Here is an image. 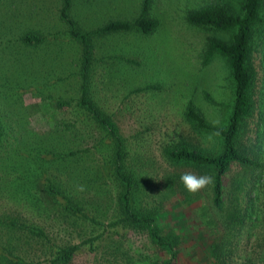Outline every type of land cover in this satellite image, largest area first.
Masks as SVG:
<instances>
[{
	"label": "rangeland",
	"instance_id": "374dc122",
	"mask_svg": "<svg viewBox=\"0 0 264 264\" xmlns=\"http://www.w3.org/2000/svg\"><path fill=\"white\" fill-rule=\"evenodd\" d=\"M26 1L27 6L14 11L9 5L0 7V114L8 126L15 128L0 149V195L6 194L0 200V211L18 210L21 198L18 187L25 177L35 173L36 190L52 183L82 204L90 216L93 210L98 211L103 226L85 227L89 238L96 237L120 215L117 198L122 188L110 176L111 171L105 169L111 154L101 144L95 149V139H82L79 133L66 130L64 122L70 121L69 115L52 118L49 113L52 120L49 129L43 120L37 123L38 102L30 92L22 93L21 101L16 96L4 95L9 87L35 80L32 65L26 74L14 62L22 55L19 45L8 43L25 27L35 26V19L26 21L35 12V9L30 12L33 0ZM80 1L76 2L74 12L82 17L86 29L118 15L131 19L136 10L130 5L132 0L128 3V0H113L111 6L103 0L99 13H94L84 10ZM163 2L164 5L158 1L154 8L155 16L163 23L160 32L145 39L128 34L98 41V56L106 57L107 61L96 68L93 88L98 104L113 116L124 138L126 171L134 174L137 181L135 207L141 212H160L158 215L167 232L179 237L177 264H264V0L260 13L263 22L255 30L251 43L257 111L247 122L239 142L243 151L254 149L259 167L252 169L257 170L253 182L239 196L236 214L243 220L241 225L228 224L226 220L235 207L231 189L228 196L231 200L226 202L229 207L220 217L212 207L207 188L191 194L181 182L183 173H197L191 168L173 165L164 156V148L180 143L212 153L220 151V139L195 131L184 114L192 101L207 123L216 127L225 125L232 107L234 84L225 59L214 57L209 65H203L206 39L211 34L189 29L181 9L175 8L178 3L174 6V0ZM240 2L230 0L231 9H238ZM41 8L47 9V6ZM102 8L106 15L100 14ZM46 15L49 19L51 13ZM121 48L133 50L137 62L134 69L118 73L110 56L118 54L116 50ZM28 124L35 132V139L31 138L32 133L28 136L23 133L22 127ZM95 136L102 138L103 133L96 132ZM32 141L35 146L29 147L27 144ZM79 148H90L91 158L88 152L71 156ZM14 164L18 165L15 170ZM170 181L175 189L170 188L173 187ZM121 232H125L124 249L138 258V264L169 259V252L153 245L147 230L128 228ZM70 239L73 244L80 240L76 235ZM103 239L96 242L99 264H126L107 255V241Z\"/></svg>",
	"mask_w": 264,
	"mask_h": 264
},
{
	"label": "trees",
	"instance_id": "16d2710c",
	"mask_svg": "<svg viewBox=\"0 0 264 264\" xmlns=\"http://www.w3.org/2000/svg\"><path fill=\"white\" fill-rule=\"evenodd\" d=\"M77 1L79 0H51L50 3L47 0H33L30 12L33 9L35 12L28 15L29 20L26 21L35 19V26L25 27L16 39H9L8 43L19 45L22 55L14 62L26 74L32 65L35 68V80L29 84L19 83L9 87L4 95L11 98L16 96L21 101L20 95L30 92L38 102V110H35L37 123L43 120V124L48 125L49 129L51 117L57 118L56 115H60L63 118L64 115H69L70 121L67 122L58 117L59 121L64 122L66 130L79 133L78 137L82 139H95V149L100 144L103 145L111 154L109 165L105 169L111 171L110 176L122 188L117 198L120 215L115 216L114 213L112 217L115 216L116 220L109 227H105L104 233L89 238L85 234V227L101 228L104 224L98 211L93 210L90 216L82 204L52 183L36 190L38 176L33 173L30 177H25L20 188L18 187V197L21 196L18 210L10 213L0 211V264H99L96 242L102 238L107 241L105 249L109 257L125 261L126 264H138V258L129 255L124 249L126 242H122L125 232L121 231L128 228L147 230L153 245L169 252L167 261L154 260L149 264H177L179 237L167 232V226H164L158 215L160 212H141L135 207L137 181L134 174L126 171L124 158L127 152L124 138L113 116L98 104L93 88L96 68L107 61L106 57L98 56V41L128 34L145 39L160 32L163 23L155 16L154 8L158 1L164 5V0H136L137 4L132 0L130 5L136 10L131 19L118 15L109 20L104 19L96 27L89 29L82 25V17L74 12ZM102 1L80 2L84 10L99 13ZM105 1L114 5L113 0ZM177 3L178 6H175ZM262 3L263 0H241L238 9H231L230 0L173 2L175 8L181 9L182 19L189 29L203 30L211 34L206 39L203 65H209L214 57L225 59L234 87L232 107L225 125L216 127L207 123L192 101L187 105L184 114L195 131L220 139L221 148L218 153L180 143L164 148V156L173 165L191 168L198 175L213 176L214 183L206 190L212 207L220 217V213L229 207L226 202L231 200L228 198L231 189L232 204L235 207L226 220L228 224L234 225L243 223L239 214H236L239 196L253 182V174L257 170L252 169L259 167L254 149L243 151L239 142L247 129V122L252 120L257 111L251 43L255 30L263 22L260 16ZM51 4L53 7L49 8L48 5ZM3 5H9L14 11L27 6V1L0 0V7ZM44 5L47 9L41 8ZM103 11L104 8L100 14L106 15ZM47 13H51L49 19ZM23 25L26 26L25 22ZM116 51L118 54L110 56V59L115 61L112 65L118 68V73L134 69L137 62L133 58L135 52L125 48ZM2 117L1 113L0 149L10 131L15 129L8 126ZM22 129L25 136L32 133L31 138L35 139L31 124L23 126ZM96 132L103 133V137L97 139ZM27 145L35 146V141ZM83 149L85 148L71 152V156L88 152L90 159L91 149ZM17 167L14 164L12 169ZM170 184L173 187H169L175 189L172 181ZM3 197L6 194L0 195V200ZM73 235L80 239L76 244L70 239Z\"/></svg>",
	"mask_w": 264,
	"mask_h": 264
},
{
	"label": "clouds",
	"instance_id": "9594fccd",
	"mask_svg": "<svg viewBox=\"0 0 264 264\" xmlns=\"http://www.w3.org/2000/svg\"><path fill=\"white\" fill-rule=\"evenodd\" d=\"M181 182L189 193L195 194L212 185L214 178L208 174L197 175L193 172H185L181 175ZM80 190H83V188Z\"/></svg>",
	"mask_w": 264,
	"mask_h": 264
}]
</instances>
